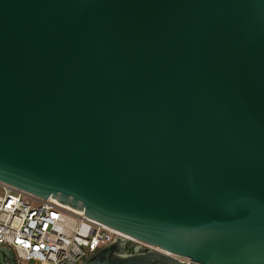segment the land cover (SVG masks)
Wrapping results in <instances>:
<instances>
[{
	"label": "water",
	"instance_id": "obj_1",
	"mask_svg": "<svg viewBox=\"0 0 264 264\" xmlns=\"http://www.w3.org/2000/svg\"><path fill=\"white\" fill-rule=\"evenodd\" d=\"M0 183L147 246L81 264H264V0H0Z\"/></svg>",
	"mask_w": 264,
	"mask_h": 264
},
{
	"label": "built area",
	"instance_id": "obj_2",
	"mask_svg": "<svg viewBox=\"0 0 264 264\" xmlns=\"http://www.w3.org/2000/svg\"><path fill=\"white\" fill-rule=\"evenodd\" d=\"M117 240L147 247L50 198L0 183V249L13 264H81Z\"/></svg>",
	"mask_w": 264,
	"mask_h": 264
},
{
	"label": "flooded vegetation",
	"instance_id": "obj_3",
	"mask_svg": "<svg viewBox=\"0 0 264 264\" xmlns=\"http://www.w3.org/2000/svg\"><path fill=\"white\" fill-rule=\"evenodd\" d=\"M137 247L146 248V247H143V246H137V245H133L132 244V245H128V251L130 253H132V252H134L136 250ZM6 253L8 254L9 257H11L10 259H12V257H13V261H14V256H13L12 252L6 251Z\"/></svg>",
	"mask_w": 264,
	"mask_h": 264
},
{
	"label": "trees",
	"instance_id": "obj_4",
	"mask_svg": "<svg viewBox=\"0 0 264 264\" xmlns=\"http://www.w3.org/2000/svg\"><path fill=\"white\" fill-rule=\"evenodd\" d=\"M12 262H13V260H12Z\"/></svg>",
	"mask_w": 264,
	"mask_h": 264
},
{
	"label": "rangeland",
	"instance_id": "obj_5",
	"mask_svg": "<svg viewBox=\"0 0 264 264\" xmlns=\"http://www.w3.org/2000/svg\"><path fill=\"white\" fill-rule=\"evenodd\" d=\"M30 264V263H29Z\"/></svg>",
	"mask_w": 264,
	"mask_h": 264
}]
</instances>
